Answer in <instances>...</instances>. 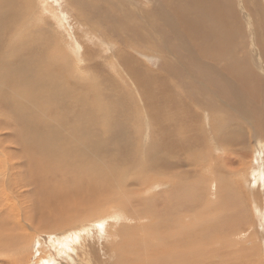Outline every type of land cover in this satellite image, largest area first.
Listing matches in <instances>:
<instances>
[{
	"label": "bare ground",
	"instance_id": "6f19581e",
	"mask_svg": "<svg viewBox=\"0 0 264 264\" xmlns=\"http://www.w3.org/2000/svg\"><path fill=\"white\" fill-rule=\"evenodd\" d=\"M233 3L234 0H170L169 6L173 14L162 17L163 26L169 29L167 34L164 33V27L155 22L157 19L152 18L149 26L161 34L159 40H146L145 36L136 41L125 38V45L130 44L148 52L157 50L161 57L169 55L172 59L176 54L184 63L183 69L179 68L176 74L173 72L176 65L165 56L164 68L158 73L140 66L134 67L133 58L126 52V48L121 51V57H117L135 85L143 87L144 94L149 91V81H158L162 85L159 89L162 93L170 91L171 94L168 93L162 101L164 105L156 108V113H163L169 105L174 110H180L181 115L174 117L156 132L150 128L152 125H149V117L145 119L149 120L145 123L146 128L133 129L129 124L126 127L127 121L135 120L129 119L127 113H120V116H116V113L112 119L106 113H100L103 111L99 102L100 93L84 87L80 75H67L63 64L52 56L44 38L32 36L33 34L27 36L25 33L21 36L25 25H30L23 21L16 3L12 0H0V109L6 110L14 120L15 126L11 123L13 120L6 123L7 128H14L13 138L9 142L21 150L20 158L24 159V163L19 164L20 167L15 162V168H20L24 173L23 184L33 189L30 202L33 201L37 209L33 210L34 213L32 211L33 217H26L30 224L47 231V236L54 235V238V233L62 238L75 229L72 241L68 236L67 241L65 239L60 243L62 251L73 250L87 235H97L100 242L101 238L107 239V246L112 247L107 249L112 256L109 259L115 255L117 257L116 253L119 252L116 264H192L198 259L204 261L202 264H207L205 259H209L212 254L209 252L210 247L207 248V242L205 246V241L215 237L218 240L213 243L217 245L222 237L230 233L225 230L224 225L233 218L235 227H239L237 215L244 198L247 197L249 208L252 207L264 222V207L259 212L258 205L254 203L250 206L248 198L251 196L246 194L243 197L242 194L241 179L245 180L250 172L254 173L256 170L248 169L247 164L237 168L240 166L237 162L239 157H248L246 151L243 156L240 155L241 149L250 144L240 120L232 119L229 114L231 112L226 107L229 106L232 112L240 113L256 125L254 121L258 122L259 118L255 120L257 114L254 109L258 101L254 100H258L257 96L261 91L264 96V80L256 77L255 74L259 71L251 66L245 48V33ZM260 36L255 33L254 43ZM256 44L263 57L260 65L264 68V47L258 41ZM168 74H173L176 78L172 85L173 89L178 90V95L192 100L189 105L173 94L172 87L166 81ZM165 83L167 87L163 89ZM206 88L214 96H218L217 101L221 105L213 101L214 108H211L201 100L213 98ZM195 95L199 96L195 98ZM106 100L111 105L107 97ZM156 113L151 114L155 117L153 120L159 119L160 114ZM198 113H202L203 117L199 118ZM198 121L200 125L201 121L204 122V125L195 126ZM250 128L253 130H249V133L251 137L255 136L256 141V147L251 144L250 148H264V131L258 125ZM204 135L209 136L206 142L201 138ZM223 145L230 149V153L226 152V160L219 162L218 156H214L209 160L206 170H214L216 175L221 173L225 177H218L217 180L219 194L215 195L217 199L213 196L217 203L213 204V200L209 199L200 210L205 216L203 219L206 225H194L203 232L196 237V232H190L188 225L183 224L185 221L177 226L174 224L179 216L182 217L179 213H193L201 202V197L198 198L199 195L194 191L197 188H190V185L196 183L188 180L190 187L183 183L186 179L184 177L191 176V173L182 170L188 168L191 172L190 168L197 166V150L201 152V148L205 150L209 146L220 149ZM225 151L228 150L224 149ZM187 153L190 157L187 155L188 160L186 158L184 162L182 156ZM7 155L9 156V149ZM205 160L202 161L207 164ZM190 161L195 165H191ZM253 162H256L255 159ZM10 163L12 165L7 166L11 171V167L15 165L11 161ZM7 166L4 168L6 171ZM262 167L264 168L263 164ZM255 175L251 186L255 187L257 181L263 186L264 172H257ZM165 179H168L166 182L175 180L179 191L170 201V210L162 213L160 206L153 204L155 202L148 204L143 201L142 204V201H136V197L145 188L149 189V185L151 187L154 183L161 186L165 184ZM223 190L230 192L224 194ZM119 206L126 209L127 213H118L110 221L118 224L131 220L136 225L122 230L124 226L117 229L113 224L114 231L118 234L116 236L109 232L111 215L107 217V214L111 208ZM210 216L214 221L210 220ZM173 217L177 219L174 220ZM207 217L210 221H207ZM203 219L198 217L199 222L203 223ZM99 225L103 227H98ZM0 229L5 231L3 225ZM107 237H116L118 241L121 239L120 242H127L126 245H129L127 248L113 247V242ZM191 238L195 240L192 242L189 240ZM181 244L184 245L181 247ZM129 248L133 251L130 249L128 255L135 253L131 260L124 258L128 256L125 252ZM44 254H47L46 250ZM202 256H206L205 259H201ZM46 259L40 260L41 264L48 262Z\"/></svg>",
	"mask_w": 264,
	"mask_h": 264
},
{
	"label": "rangeland",
	"instance_id": "374dc122",
	"mask_svg": "<svg viewBox=\"0 0 264 264\" xmlns=\"http://www.w3.org/2000/svg\"><path fill=\"white\" fill-rule=\"evenodd\" d=\"M12 1L18 6V9L21 12V17L22 19H24L23 21L25 23L28 22L30 26L32 25L31 28L28 29V31L26 30V28L30 26L25 25L24 29H22L23 31H21V36L25 33L24 35L27 36H31L33 34L32 36L37 35L40 38H44L45 43L47 42L48 49H51V52L53 54L52 56L57 57V59H59V61L63 64L67 75H80V81L84 87L90 90L98 91L100 93L99 102L103 107V111H101L100 113H106L110 117V119H112L116 113V116H120V113H127L129 119L133 118L135 120H130V122L127 121V123L125 121L126 127H128L127 124H129V126H132L133 129L146 128L145 123L148 119H145L149 117V125H152L151 127H149L155 129L156 132H159L160 128L173 120L174 117L176 118L178 115H181L179 114V109L174 110V107L172 108L170 107V105L165 108V111H163V113H156V108L161 107V104H163V99H165V97L169 95L168 93H170V91H164L162 93L159 90L162 85L159 84L158 81H149V85L147 86L149 91L148 93L144 94L143 87L137 84V86L135 85L134 81L131 79L124 66L119 63L117 59L118 55L119 57H121V51H124V49L126 48V52L129 53L131 58H133L132 64L135 65L134 67L140 66L143 69L147 68L149 70L161 73L165 65L163 57L167 56V58L174 62V64L176 65V68H174L173 72L177 74L179 68L183 69L184 63L183 61L178 59V56L176 54H174L175 56L172 59L169 55L165 54V56L161 57V54L157 50L148 52L136 49L133 45L130 44L125 45V38L127 40L129 39L132 41H136L145 36L146 40H150L151 38L154 40H159V38H161V34L159 32H155V28L149 26V23L151 22L152 18H155L157 19V21L155 22L163 26L162 17L170 16L173 14V12H171V7L169 6L170 0ZM240 2L241 0H234L233 8L245 33V41L247 46L245 48L249 54L251 66L255 70L259 71V73H257L258 75L255 74L256 77L258 79L262 78L264 80V68L260 65V59L263 57L256 44V42L258 41L262 44V47H264V0H243L241 2L242 4ZM24 30L27 32H24ZM168 32L169 29L164 27V33L167 34ZM255 33L261 36L259 37L260 40L255 39L254 43ZM207 74L212 77L210 73ZM140 77L142 78V76ZM184 78L187 77L184 75ZM175 79L176 78L173 74H168V78L166 81L168 85L172 87L173 94L176 95V98L182 99L189 105L192 100L189 97H182L183 95L179 96L178 90L173 89L174 87L172 83ZM163 85L164 89L166 83ZM206 91L210 93L211 97L213 98L208 97L206 98L207 101H205L203 98H201V100H203L211 108H214L213 101L218 104V96H214V93L210 92L207 88ZM262 93L263 92L261 91V94L257 96L258 100H254V102L258 101L257 106H255L254 109L256 112L255 114H257L255 120H258L259 118L258 122L254 121V123H257L256 125L260 126V128L264 131V100L262 101L264 96ZM197 96L199 95H195V98ZM106 97L108 98L109 102H111V105H109ZM88 103L91 102H89L88 100ZM218 105H221V103ZM226 107L231 112L229 114L232 119L240 120L241 126L245 131V135L250 146L251 144H254L255 146V136L252 135L251 137L249 130H253L250 127L254 128V126L256 125L248 121L240 113H234V111L232 112L229 106ZM178 108L181 107L178 106ZM148 110L150 112H146ZM7 113L8 112L6 110L0 109V227H2L3 225L5 230L3 231L2 229H0V264H41L40 260L44 261L45 258H47L46 260H48V262H46L45 264H116L118 261L116 259L117 257H119V252L116 253L117 257L115 255L114 258L109 259L110 255L108 253H110L109 250L112 247L107 246V239L104 240V238H101L100 242L99 236L95 235V237H93L94 235H87V237H84L79 241L80 245L74 246L73 250L70 249L67 251L71 254L70 256V254H68L67 252L62 251L60 243L65 239V241H67L68 236L69 240L72 241V235L74 234L72 232L75 229L71 230V232L66 233L65 236L67 237L63 236L62 238L57 236V233H54L56 235L55 239L54 237H52L54 235L47 236V231H42L39 227L34 226L35 224L33 225L28 222L27 217L32 216V211L37 208L33 201L30 202V200L33 198L32 187L23 184L24 182L22 180V176H24V173L21 172L20 168H15L16 165L18 167L19 164H23L24 159L20 158L19 152L21 150H19L17 147H15V145L13 146V144L9 142L13 138L14 128L6 127V123H10V121L13 120L8 116ZM154 113L160 114V116L158 117L159 119L153 120L154 116L151 114ZM198 115L199 118L203 117L202 113H198ZM11 123L13 126H15L14 120ZM196 123L197 125L195 126L204 125V122L202 121L201 125L199 124V121ZM3 124H5V126ZM1 125L3 126V128H1ZM5 133L7 134L5 135ZM208 137V135H204L201 138H203L206 142ZM262 137H264V133ZM180 145H182L181 141ZM250 146H248L247 148L245 146V148L241 149L240 155L243 156L246 151L248 157H246V155L244 157H239L237 162H239L240 166L237 168H241V166L243 167L247 164L248 169L250 168L256 170V172L254 173L250 172L249 177L247 176V178L245 179L247 181H245L244 178L241 179L243 184L242 194H244L243 197L251 196L250 199L248 198L250 206H252V204L254 205L255 203L256 205H258L259 212H261L262 207H264V185L262 186L260 182L257 181V185L253 187L251 186V180L255 173H261V171L264 172V168L262 167V164L264 166V148L260 149L262 150L260 151L258 147L252 149L250 148ZM221 147L222 148L218 149V147L209 146V148H206L205 150H203L204 148H201V152L197 150V166L191 167V172L188 171V168H183L182 170L184 172L191 173V176H188L190 178L184 177L186 179L183 180V183L186 185V187L191 186L190 188L193 190L197 188L194 191L199 195L198 198L201 197V202H199V205L197 206V211L193 213H187V211L179 213L180 215H182L183 219H180L181 216H179L178 221H174V224L177 226L178 224H182V221H185V223L183 224L188 225L190 232L195 231L196 237L201 235L203 232H201V230H198L201 228H195L194 225H206V221H204L203 219L205 216L201 212V209L204 208V205H206L207 202H209V199L213 200L212 203L214 204V202L216 201L214 199H217L216 196L219 194L217 183L218 177H225V175L221 173V175L219 173L216 175V173L213 172L214 170H206L209 164V160L215 158L214 156H218L219 162H224L226 160V152L230 153V149L226 147V145H223ZM8 149L9 156L7 155ZM224 149L228 151L224 152ZM187 155L188 157H190L189 153L182 156V160H184V162H186V158L188 160ZM191 156L193 157V155ZM199 158L203 161L206 159L205 162L207 164H205ZM254 159L257 163L253 162ZM259 160L260 163H258ZM10 161L13 163V165L16 164L15 166L11 167V171L8 167L11 164ZM190 164L195 165L191 161ZM259 164L261 167L259 166ZM5 166H7L8 172L4 169ZM226 170L228 173H231L229 169ZM3 180L5 183H2ZM167 180L165 179V182H163L165 184L161 185L163 187L158 185V183H154L155 185L153 184L151 185V187L149 185V189L145 188L142 191V194H140L139 197H136V201H142V204L143 201L147 202L148 204L155 202L153 204L157 205L158 207L160 206L159 210L162 211V213H164V211L170 210V208H172L171 205H169L170 201L172 202L179 191L176 188L175 180L166 182ZM188 180L190 182L193 181L194 184H196L189 186V184H187ZM227 192L230 191L223 190L224 194ZM240 195L239 197H241ZM246 198H244L245 201H243V203L239 207L240 212L237 215L239 227H235V218H233L232 220L227 221V224L224 225V227H226L225 230L229 231L230 233L226 234L225 237H222V239L219 240L220 242L218 241L219 243L217 245H215L213 241H217L218 238L213 237V240L205 241V246H207V242V248L210 247L209 252H211L212 254V258L209 257V259H205L204 257L206 256L201 257V259L204 258L206 260L205 263L264 264V222H262V218L260 216L256 215V211L252 210V207L249 208ZM216 203L217 202H215V204ZM9 205L12 208H10ZM164 205L167 206L165 207ZM37 211L39 212V209ZM118 213L124 214L127 213V210L120 206L111 208L110 212H108L107 214V217L111 215L109 217V221L112 219V217L116 215L118 216ZM198 217H202L203 223L201 221L199 222ZM211 218L210 220L214 221L213 218ZM173 219L175 220L177 219V217H173ZM207 219V221H210L209 217H207ZM128 222H119L117 224L114 223L113 220L112 222L110 221L109 223H111V227H109V232L111 233V235L113 234L118 236L117 232L114 231L115 226H117V229L121 226H124V229L122 230H126L128 226L129 228H133L136 225L135 221L131 223V220H129ZM113 224H115V226H113ZM220 228L222 227L220 226ZM46 236L51 237V239L47 238ZM107 238L109 239V237ZM110 238L111 239H109V241L113 242V247L118 246L119 248H127L129 245H126L127 242L125 244L123 242H120L121 239H119L118 241L116 237ZM189 240L193 242V240L195 239L191 238ZM82 244L86 248L81 246ZM102 244H104L106 247H103ZM90 245L91 247H89ZM183 245L184 244H181L180 246L182 247ZM92 247L94 249H92ZM130 249L131 248H129L125 252L126 255H128ZM45 250L47 253L46 255L44 254ZM84 251H86V253ZM133 254L135 253L132 252L128 255L129 257L125 256L124 258H128L131 260V258L134 257ZM111 257L112 256H110V258ZM203 262L204 261L198 259L192 264H202Z\"/></svg>",
	"mask_w": 264,
	"mask_h": 264
},
{
	"label": "snow or ice",
	"instance_id": "6c2138e0",
	"mask_svg": "<svg viewBox=\"0 0 264 264\" xmlns=\"http://www.w3.org/2000/svg\"><path fill=\"white\" fill-rule=\"evenodd\" d=\"M98 227H101L102 228L103 226L102 225H99Z\"/></svg>",
	"mask_w": 264,
	"mask_h": 264
}]
</instances>
